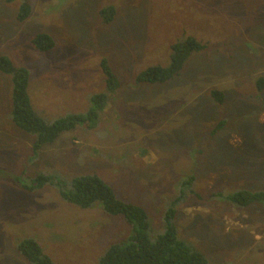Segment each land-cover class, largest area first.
I'll return each mask as SVG.
<instances>
[{"label":"rangeland","instance_id":"374dc122","mask_svg":"<svg viewBox=\"0 0 264 264\" xmlns=\"http://www.w3.org/2000/svg\"><path fill=\"white\" fill-rule=\"evenodd\" d=\"M0 0V56L29 71L28 94L47 120L85 112L106 92L100 61L119 85L93 127L77 125L34 150V136L11 120L12 80L0 71V264H30L15 242L33 237L57 264H98L129 225L99 203L80 208L37 174L63 181L95 173L126 202L143 208L151 239L175 210L177 235L208 264H264V201L230 196L264 191V0ZM113 6L103 22L100 10ZM46 33L54 46L31 43ZM192 36L204 45L163 83L138 82L166 66L171 45ZM223 94L218 103L211 91ZM193 177L189 183L186 181Z\"/></svg>","mask_w":264,"mask_h":264},{"label":"trees","instance_id":"16d2710c","mask_svg":"<svg viewBox=\"0 0 264 264\" xmlns=\"http://www.w3.org/2000/svg\"><path fill=\"white\" fill-rule=\"evenodd\" d=\"M29 13V3L21 0L17 19L25 20ZM114 15L113 6L103 7L100 10L103 22L111 21ZM31 43L41 52H46L54 46L52 37L46 33H37ZM203 48L204 45L194 37L186 36L183 40H178L171 45L168 65L147 67L137 75V81L163 83L180 72L192 52ZM100 67L105 76L106 92L93 94L90 97L91 106L85 112L68 113L54 120H47L35 110L31 103L28 94L29 71L22 66H14L6 56H0V71L9 74L12 80L11 120L19 129L34 136L32 143L34 150L53 142L62 132L72 130L77 125L94 126L108 99L107 92L113 93L119 85L118 78L105 59L100 61ZM256 85L259 88L263 87L264 78L258 77ZM211 96L218 103L223 101L220 90H212ZM192 180L193 177L186 182L189 183ZM45 185L56 188L60 198L70 205L86 209L99 203L103 212L109 215H120L131 225L132 232L128 238L108 246L100 256L98 264H208L207 257L201 251L191 248L178 237L173 221L175 214L173 208L166 211L164 232L151 239L148 234L146 211L134 203L119 199L112 188L97 174L76 175L63 181L54 174L39 173L30 183L21 184L20 187L25 191H34ZM229 198L241 206H246L255 201L263 202L264 191H240ZM14 248L30 264H57L43 252L41 245L33 237L18 239Z\"/></svg>","mask_w":264,"mask_h":264}]
</instances>
